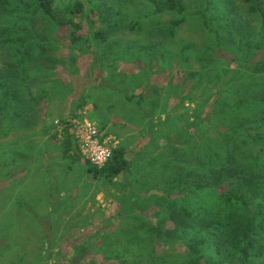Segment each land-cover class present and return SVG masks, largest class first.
<instances>
[{
	"label": "rangeland",
	"instance_id": "1",
	"mask_svg": "<svg viewBox=\"0 0 264 264\" xmlns=\"http://www.w3.org/2000/svg\"><path fill=\"white\" fill-rule=\"evenodd\" d=\"M28 1L0 0V105L14 72L22 84L31 82L29 96L18 93L7 102L5 114L0 113V264H244L234 239L219 250L214 244L204 247L199 261L192 240L189 245L170 234L176 226L169 219L171 200L150 192L168 189L174 173L189 180L192 171L203 172L197 165L206 152L216 158L218 148L201 139V126L195 132L189 125L203 99V85L197 80L212 78L211 87L231 67L241 80L252 85L260 81L264 60L254 64L264 58V35H258L262 20L249 9L253 5L264 14V0H234L253 30L241 39L230 34L219 0L206 12L218 18L209 23L218 33L193 16L174 36L167 32L173 15L153 13L145 0H79L84 9L75 43L69 40L70 26H56L40 11L33 13L36 7L32 2L26 6ZM206 1L184 0V6L188 11L203 9ZM93 7L100 13L94 26L89 20ZM94 30H102L107 39L94 38ZM18 51L24 54L25 73L14 63ZM172 77L188 83L184 101L173 96ZM13 100L19 101L20 110L14 122L8 116ZM83 111L125 150L128 181L134 187L128 195L135 189L145 197L133 195L135 199L127 201L121 181L96 178L83 158L74 151L63 155L59 141L51 140L55 121L76 118ZM239 117L245 120L247 115L228 119L226 127L235 122L238 129ZM177 133L188 139L175 150L180 161L173 160L168 145V136ZM235 135L232 132L225 151L220 150L221 162L226 163L227 152L234 163L249 162L255 155ZM207 136L218 138L213 130ZM214 198H201L205 218H225L232 209ZM76 238L79 246L69 242L63 247L65 258H59L62 241ZM258 247L251 251L252 262L264 264V247Z\"/></svg>",
	"mask_w": 264,
	"mask_h": 264
},
{
	"label": "trees",
	"instance_id": "2",
	"mask_svg": "<svg viewBox=\"0 0 264 264\" xmlns=\"http://www.w3.org/2000/svg\"><path fill=\"white\" fill-rule=\"evenodd\" d=\"M145 1L153 7V13H171L173 15V18L167 25V32L170 36H174L176 28L180 27L189 17L193 16L200 19L204 28L210 32L218 33V31L211 29L209 25L210 22H218V18H215L213 15L207 17L206 14V12H211L213 9L212 3L214 0H207V4L203 9L196 8L194 11H188L185 8L184 0ZM219 1L221 2V9L224 12L222 19L225 18L228 23L230 34L238 35L240 39L242 38V34L251 35L253 33L252 27L249 23L242 20L234 0ZM31 2L36 7L33 13L40 11L45 18L56 26H70L72 32L69 40L71 43L77 41L78 33L81 30L79 15L84 9V4L81 1L78 0L65 4L61 0H32L28 1L26 6H30ZM249 10L259 14L262 22L258 35L263 36L264 14L253 5L250 6ZM99 17L100 13L96 7L91 8L89 20L92 26L100 21ZM218 24L219 26L221 25L220 23ZM92 36L98 40L107 39V35L102 30H94ZM256 43L254 44L255 47ZM247 46V50H250L251 46L249 43H247ZM29 49H26L24 52L28 54ZM23 56L24 54L18 51L14 63L15 66L18 64L23 66V73H25ZM245 57H248L247 51L244 52L242 58L245 60ZM263 60V57L260 58L254 65L259 66L263 63ZM239 77L233 68L228 67L227 70H224L222 76L219 75L215 78L211 87L212 78H208L209 80L207 78L205 80H197L199 86L203 85V99L198 103L193 121L189 125L195 132H198L201 126V139L208 140L210 143L214 142L213 144L218 148L216 158L213 159L214 153L206 152L201 157V160L198 161L199 165H197L203 168V172L192 171L193 173L191 174L194 177L189 180L182 173H174L168 180V189L159 188L158 192H150V195L156 194L162 200H171L173 211L169 212V219L176 226L170 231V234H178L180 238L184 239L185 243H189L192 240L191 246L195 249L199 261L204 257V247L214 244L215 248L219 250L226 245L227 240L234 239L240 244L238 254L244 264H253L251 251L255 245L259 246L258 249L264 247V172H262L264 171V159L261 158V155L264 154V76L254 85H252L253 82L241 80ZM173 80V96L182 100L189 92L190 87L183 80L179 81L175 78ZM9 81L11 83H9L6 93L2 97L3 100L1 102L3 104L2 106L0 105V113L2 112L3 114H5L3 111L7 110V102L18 98V93L21 94L26 91L27 95L28 93L30 94L31 82L22 84L18 80L17 72H14L13 77ZM22 86H24L25 90ZM31 99L35 98L31 97ZM184 100L185 98L182 101ZM13 101L12 112L8 113L12 122L16 120L17 114L20 113V110L16 107L19 101ZM82 106L83 104L78 105L79 108ZM243 112L247 115V118L244 120L239 117V122L241 123H239L238 129H236L235 122L229 128L226 127L228 126V123H226L228 119L234 120V117ZM236 121L238 123V119ZM60 124L62 125L61 129L59 131L56 130L54 125L55 130H51L49 137L51 140L59 141V144L63 148V155L66 156L69 152L74 151L76 155L81 157L73 136L72 125L66 118L62 119ZM211 130L218 134V138L214 141L207 136ZM47 132L49 133L48 130ZM232 132H235V136L241 139L243 147H252L253 153L251 149L248 148V150L250 155H255L251 156L249 162L234 163L233 159H231V152L225 153L226 163L221 162L219 158L222 157L220 150H224L226 147L225 143L231 138L230 134ZM100 134L104 136L101 133V129ZM172 137L168 136V140L170 141L168 145L173 149L170 151V154L173 155V160L180 161V157H174L175 150L184 144L187 145L188 139L184 138L180 133L173 134ZM198 143H202V140L198 141ZM163 148L166 147H162V150ZM165 151L164 153L169 156V152ZM85 162L87 163V168L93 172L96 178L106 181L113 180L114 182L117 180L121 181L120 183H122L125 189L124 195L127 197V201L135 199L133 195L137 196V198L145 197L143 192L135 189L131 195L127 193V190L133 186L128 181L129 173L131 172L130 161L127 159L126 152L122 147H116L112 157L101 168L93 166L86 160ZM255 166L259 167L258 170ZM148 190L150 191L151 188L148 187ZM173 193L175 194L174 197L171 196ZM212 194L215 196V201L232 209L231 211L229 210L227 216H224L225 218H205L206 206L201 203V198L212 196ZM135 203L136 201L126 206ZM194 238L195 240H193ZM69 242H72L71 245L75 244V247L79 246L77 243L79 242V238L62 241V245L64 246L57 253L59 258H65L63 247L68 246ZM107 257L110 258L111 255H107ZM57 264L62 263L57 261Z\"/></svg>",
	"mask_w": 264,
	"mask_h": 264
},
{
	"label": "built area",
	"instance_id": "3",
	"mask_svg": "<svg viewBox=\"0 0 264 264\" xmlns=\"http://www.w3.org/2000/svg\"><path fill=\"white\" fill-rule=\"evenodd\" d=\"M67 121L72 125L73 136L81 157L93 166L103 167L117 147L115 138L101 136L98 124L85 115L84 111ZM54 125L58 131L62 127L59 121H55Z\"/></svg>",
	"mask_w": 264,
	"mask_h": 264
}]
</instances>
